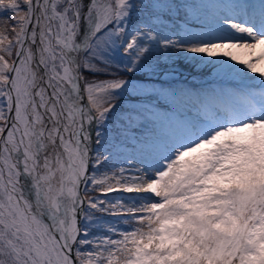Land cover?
<instances>
[{
    "label": "snow or ice",
    "instance_id": "snow-or-ice-1",
    "mask_svg": "<svg viewBox=\"0 0 264 264\" xmlns=\"http://www.w3.org/2000/svg\"><path fill=\"white\" fill-rule=\"evenodd\" d=\"M0 264H264V0H0Z\"/></svg>",
    "mask_w": 264,
    "mask_h": 264
},
{
    "label": "rangeland",
    "instance_id": "rangeland-1",
    "mask_svg": "<svg viewBox=\"0 0 264 264\" xmlns=\"http://www.w3.org/2000/svg\"><path fill=\"white\" fill-rule=\"evenodd\" d=\"M241 67L242 66L237 65L238 69ZM201 71H203V69H200L198 71H193L187 68V66H185V68L183 69V75L179 79L182 81V84L186 83L187 85L193 86L196 88H199L201 86L206 87L209 84L211 77H206V76L201 75L200 74ZM249 75H253V74L249 73ZM91 231L94 232L96 231V229H92Z\"/></svg>",
    "mask_w": 264,
    "mask_h": 264
},
{
    "label": "bare ground",
    "instance_id": "bare-ground-1",
    "mask_svg": "<svg viewBox=\"0 0 264 264\" xmlns=\"http://www.w3.org/2000/svg\"><path fill=\"white\" fill-rule=\"evenodd\" d=\"M257 77H258V73L257 74H255Z\"/></svg>",
    "mask_w": 264,
    "mask_h": 264
}]
</instances>
